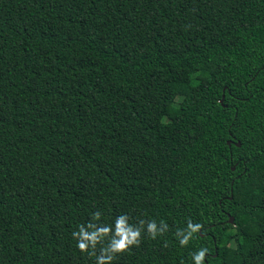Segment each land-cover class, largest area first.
Listing matches in <instances>:
<instances>
[{
    "label": "trees",
    "instance_id": "obj_1",
    "mask_svg": "<svg viewBox=\"0 0 264 264\" xmlns=\"http://www.w3.org/2000/svg\"><path fill=\"white\" fill-rule=\"evenodd\" d=\"M125 214L113 264H264V0H0V264Z\"/></svg>",
    "mask_w": 264,
    "mask_h": 264
},
{
    "label": "clouds",
    "instance_id": "obj_2",
    "mask_svg": "<svg viewBox=\"0 0 264 264\" xmlns=\"http://www.w3.org/2000/svg\"><path fill=\"white\" fill-rule=\"evenodd\" d=\"M101 214L99 212L92 214L93 221H100ZM129 217L121 215L115 219L114 229L109 225H98L89 222L87 226L81 224L79 230L72 233L73 239L77 241V248L96 258V264H113L118 255L123 254L133 246H139L142 240V233L145 232L149 238L155 240L158 236L164 235L168 230V225L161 220L159 225L155 219L151 221L141 220L138 226L128 223ZM203 225L193 222L190 218L187 221L186 228L178 229L175 233L176 238L181 247H187L193 240L195 234L199 233ZM108 238V243L104 241ZM99 254L97 253V246ZM209 252L207 247H201L198 251L191 254L194 264H204L206 256Z\"/></svg>",
    "mask_w": 264,
    "mask_h": 264
},
{
    "label": "water",
    "instance_id": "obj_3",
    "mask_svg": "<svg viewBox=\"0 0 264 264\" xmlns=\"http://www.w3.org/2000/svg\"><path fill=\"white\" fill-rule=\"evenodd\" d=\"M228 143H229V144H231V141H228ZM237 145H238V146H240V145H241V143H240V142H238V143H237ZM233 169H235V168L233 167ZM233 220H234V217H233V216H231V217H230V219H229V221H230V222H233Z\"/></svg>",
    "mask_w": 264,
    "mask_h": 264
},
{
    "label": "rangeland",
    "instance_id": "obj_4",
    "mask_svg": "<svg viewBox=\"0 0 264 264\" xmlns=\"http://www.w3.org/2000/svg\"><path fill=\"white\" fill-rule=\"evenodd\" d=\"M229 251L232 252V248H229Z\"/></svg>",
    "mask_w": 264,
    "mask_h": 264
}]
</instances>
